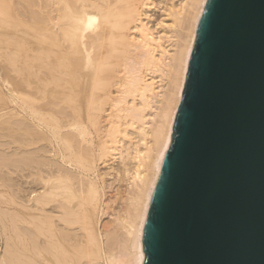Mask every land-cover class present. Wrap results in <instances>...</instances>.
Here are the masks:
<instances>
[{
    "label": "bare ground",
    "instance_id": "1",
    "mask_svg": "<svg viewBox=\"0 0 264 264\" xmlns=\"http://www.w3.org/2000/svg\"><path fill=\"white\" fill-rule=\"evenodd\" d=\"M206 1L0 0V264H144Z\"/></svg>",
    "mask_w": 264,
    "mask_h": 264
},
{
    "label": "water",
    "instance_id": "2",
    "mask_svg": "<svg viewBox=\"0 0 264 264\" xmlns=\"http://www.w3.org/2000/svg\"><path fill=\"white\" fill-rule=\"evenodd\" d=\"M144 264H264V0H207Z\"/></svg>",
    "mask_w": 264,
    "mask_h": 264
},
{
    "label": "rangeland",
    "instance_id": "3",
    "mask_svg": "<svg viewBox=\"0 0 264 264\" xmlns=\"http://www.w3.org/2000/svg\"><path fill=\"white\" fill-rule=\"evenodd\" d=\"M184 1V0H183ZM182 0H175V2L177 3V5H179L181 2H183ZM160 7V6H159ZM157 8L155 11H153L151 14H152V21H153V23H150V25L157 31V24L163 19V20H165L166 19V10H165V8H164V6H163V4H161V7L160 8ZM165 16V17H164ZM157 19V20H156ZM167 19H168V21H167ZM166 19V21L168 22V23H170L171 21L169 20V18H167ZM170 21V22H169ZM160 28V27H159ZM111 164H113V165H115V167H118L117 165L119 164V161H117V160H115V161H112L111 162ZM102 167V169H103V171H107L108 169L106 168V166L105 165H102L101 166ZM114 180V177H109L108 178V181L109 182H111L112 183V181ZM124 184H122V183H119V182H115L114 184H113V187H111V189H109V195H111V196H114L115 194H118V192H124V190H121V186H123ZM118 188H120L119 190H118ZM118 203L119 202H117V204H115L114 205V208H118ZM114 219V217L112 216V215H110L109 217H104V223H106V222H110V221H112Z\"/></svg>",
    "mask_w": 264,
    "mask_h": 264
}]
</instances>
